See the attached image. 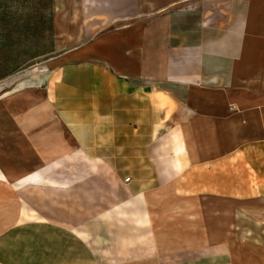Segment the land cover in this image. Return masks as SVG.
<instances>
[{
	"label": "crops",
	"instance_id": "0c3cea01",
	"mask_svg": "<svg viewBox=\"0 0 264 264\" xmlns=\"http://www.w3.org/2000/svg\"><path fill=\"white\" fill-rule=\"evenodd\" d=\"M52 26L45 88L0 117V222L33 225L18 263L264 264V0H52Z\"/></svg>",
	"mask_w": 264,
	"mask_h": 264
},
{
	"label": "rangeland",
	"instance_id": "374dc122",
	"mask_svg": "<svg viewBox=\"0 0 264 264\" xmlns=\"http://www.w3.org/2000/svg\"><path fill=\"white\" fill-rule=\"evenodd\" d=\"M54 44L55 37L52 26V0H0V117L2 115L5 117L7 113H11L13 105L15 108L16 105H22V101L19 100L17 102V99L19 98L23 97L24 103L29 101L31 104L32 98H34L33 94L36 91L33 90L34 88L41 86V88H45L43 84L44 82L42 81L50 76L52 65L49 64V61L56 56L54 55ZM35 74L40 75V78L33 81V75ZM22 90H25L26 92H22ZM40 94L41 96L44 95V93ZM160 98L162 99V97ZM40 100L41 102L39 103L41 107H45L46 109L44 119L41 118V121H44L46 125L51 126L48 124V120H45V118L48 117L49 108L47 105H42V98H40ZM162 103L166 105L164 99H162ZM20 113L21 112H19V114ZM3 119L5 118L0 119V136L7 134L8 131L12 130L11 128L16 129L15 125L10 126L7 121ZM108 146L110 145H107V147ZM110 147L112 148L113 146ZM89 162L99 163L98 165L102 164L100 161L96 160H90ZM109 162L112 163L115 169L122 170L123 173L125 172L123 168L125 169L130 163V161L122 159H113ZM68 164L72 167H81L82 165L79 159L74 158L68 161ZM82 166L85 165L83 164ZM128 176L129 174L126 170L122 180L123 178L124 180L128 179ZM114 178L115 176L112 174H110V177L104 179L100 177H94L93 179L89 178V208L85 212L86 214H84V219H87L86 216L88 215V220H85L81 224L79 221L80 217L77 218L76 214L73 213L72 226H74V231L87 230L88 232H92L95 230L96 225L91 224V219L96 214L98 208L96 206L98 202L102 204L101 201H110L112 199L113 190L108 188V185L115 181ZM243 178L246 179V176H240L238 179L235 178L234 182L242 183ZM249 180L250 184L255 187V177L249 178ZM223 182L224 181L222 180V183ZM123 183L126 184V182ZM118 184V191L123 192L122 184ZM94 185L103 187L104 192L96 193V191H91ZM218 188H220L218 192L225 191L224 185H222V187L219 186ZM83 195L87 198L85 193H83ZM92 205H95V207ZM240 207L243 209L241 204ZM234 209L235 211H239V207L237 206H234ZM73 210L75 211V209ZM2 219L3 218H0V220ZM243 223L244 222L240 224L242 228L252 232L256 231V225L254 223ZM32 227V224H19L17 227V225L0 222V248L6 252V255H0V260L5 259L4 261L7 263L9 262L10 264H24L23 262L18 263L16 253V247H18L17 238L24 237V234H31L33 231ZM40 227H43V225H37V228ZM23 244L24 243L21 241L20 246ZM91 244L92 242L90 241V246ZM93 246L95 247V245ZM73 247L81 249L78 240L73 241ZM73 260H78L75 255L73 256ZM39 264H47V262L46 260L43 261L42 257V261Z\"/></svg>",
	"mask_w": 264,
	"mask_h": 264
},
{
	"label": "bare ground",
	"instance_id": "6f19581e",
	"mask_svg": "<svg viewBox=\"0 0 264 264\" xmlns=\"http://www.w3.org/2000/svg\"><path fill=\"white\" fill-rule=\"evenodd\" d=\"M170 140L174 142V145H173L174 154L178 155L180 152H182L185 149L184 143L182 142H180L179 144L176 143L177 140L179 141L176 133H172ZM183 161H184L183 159L178 158V159H173L170 163L173 166L174 170L179 171L182 167Z\"/></svg>",
	"mask_w": 264,
	"mask_h": 264
},
{
	"label": "built area",
	"instance_id": "2783aa9c",
	"mask_svg": "<svg viewBox=\"0 0 264 264\" xmlns=\"http://www.w3.org/2000/svg\"><path fill=\"white\" fill-rule=\"evenodd\" d=\"M129 181H130V179H129V178L125 180V182H126V183H128Z\"/></svg>",
	"mask_w": 264,
	"mask_h": 264
}]
</instances>
